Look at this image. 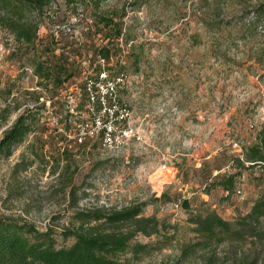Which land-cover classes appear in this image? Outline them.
<instances>
[{"label":"rangeland","instance_id":"obj_1","mask_svg":"<svg viewBox=\"0 0 264 264\" xmlns=\"http://www.w3.org/2000/svg\"><path fill=\"white\" fill-rule=\"evenodd\" d=\"M72 1L46 11L34 46L0 30V113L9 112L0 139L18 115L34 113L24 143L0 155V218L53 228L57 247H68L72 239L59 234L77 229L78 212L146 203L140 216L158 227L133 242L161 249L136 264H225L227 247L189 261L180 248L194 242L192 216L215 211L233 221L264 192L258 169L242 171L228 201L213 185L237 172L234 160L264 127V17L256 13L264 0ZM99 13L117 15L121 36L94 23ZM106 44L110 76L128 77L118 96L140 136L116 154L75 139L90 119L84 74L96 76ZM41 63L49 71L37 77Z\"/></svg>","mask_w":264,"mask_h":264},{"label":"trees","instance_id":"obj_2","mask_svg":"<svg viewBox=\"0 0 264 264\" xmlns=\"http://www.w3.org/2000/svg\"><path fill=\"white\" fill-rule=\"evenodd\" d=\"M56 1L0 0V30L10 33L21 45L34 46L43 15ZM65 2L73 3L72 0ZM256 13L264 17V4L257 6ZM115 18L117 15L99 13L94 16V23L110 27L111 35L119 37L122 29ZM263 24L264 20L258 23V31ZM97 54L113 61V50L107 44L98 49ZM46 70L49 71L44 63L37 64L35 74L37 77L44 75ZM1 113L0 121L5 122L9 112ZM33 114L32 110H26L3 132L1 156L10 157L24 143L32 132ZM234 164L237 172L222 176L213 184L223 190L225 201L235 194L242 171L260 170L258 179L264 184V127L258 130L252 144L242 148V157L236 158ZM146 205L140 203L110 212H78L75 215L77 229L59 234L72 239L68 247H57V232L53 228L40 231L25 220L0 218V264H136L141 256L161 249L153 244L133 242L138 234L156 233L158 222L155 218L140 216ZM189 222L195 238L194 242L180 248L181 261H189L198 253L211 252L213 255L216 249L227 247L230 252L226 253L225 264H264V192L246 215L233 221L208 211L192 216ZM208 264H212L211 258Z\"/></svg>","mask_w":264,"mask_h":264},{"label":"built area","instance_id":"obj_3","mask_svg":"<svg viewBox=\"0 0 264 264\" xmlns=\"http://www.w3.org/2000/svg\"><path fill=\"white\" fill-rule=\"evenodd\" d=\"M259 31L264 34V24L259 27ZM98 66L90 72H97L95 77L84 74V93L88 102L86 111L90 119L82 123L80 128L84 125L85 127L79 128L78 134L75 132V139L79 143L96 139L100 151L116 154L120 153L128 142L140 140L138 132L130 125L131 112L126 105L120 103L118 96L120 89L126 87L128 77L124 73L111 77L110 61L100 56ZM68 110L70 113L74 112L70 104ZM75 111L78 112V107Z\"/></svg>","mask_w":264,"mask_h":264}]
</instances>
